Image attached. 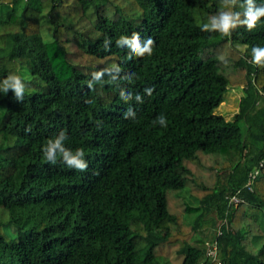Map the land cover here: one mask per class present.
<instances>
[{
    "label": "trees",
    "instance_id": "1",
    "mask_svg": "<svg viewBox=\"0 0 264 264\" xmlns=\"http://www.w3.org/2000/svg\"><path fill=\"white\" fill-rule=\"evenodd\" d=\"M19 1L0 0V264H264V16L240 23L247 0ZM222 12L239 14L227 36ZM229 69L244 80L227 119ZM61 136L83 169L47 158Z\"/></svg>",
    "mask_w": 264,
    "mask_h": 264
},
{
    "label": "clouds",
    "instance_id": "2",
    "mask_svg": "<svg viewBox=\"0 0 264 264\" xmlns=\"http://www.w3.org/2000/svg\"><path fill=\"white\" fill-rule=\"evenodd\" d=\"M247 5H248L247 9L244 13L245 20L240 21V23L246 24L248 29L251 30L257 23L258 19L261 16H264V6H261L259 8H254L252 4V0H247ZM238 15H239L238 13L222 12L218 20L217 19L213 20L212 26L214 28H219L221 34L227 36L229 35V29L235 26V23L238 19ZM151 44L152 41L149 40L144 48H140L138 42H136L135 39L132 41L133 50L138 54H143L145 51L151 54V49L148 47V45ZM253 51L255 53V61L259 62L261 57H264V49L254 48ZM14 87L17 94H19L22 91V86L18 79L15 81ZM61 139H63V136H61V138L57 139L55 142L49 144V147L47 149V158H51L54 160L53 153L55 150L58 149L60 153L63 154L64 158L68 161V164L70 166L74 165L79 169H83L85 165L78 158L79 156H82L84 154L83 149L78 150L77 154L73 156L61 146Z\"/></svg>",
    "mask_w": 264,
    "mask_h": 264
},
{
    "label": "rangeland",
    "instance_id": "3",
    "mask_svg": "<svg viewBox=\"0 0 264 264\" xmlns=\"http://www.w3.org/2000/svg\"><path fill=\"white\" fill-rule=\"evenodd\" d=\"M25 0H20L17 4V11H20L23 3ZM219 17L216 19L218 20ZM40 29H41V35L45 42H49L52 38V27L49 23L48 16L46 11H42L40 14ZM237 49H239L241 52L244 50V45H237ZM26 76L28 75V72H25ZM229 76L231 79V84L229 82L228 88L226 92L223 95V101L220 103V105L215 109L216 114H221L227 119L232 118L233 114L237 112L238 110V104L239 99L243 95L242 87H243V80H244V73L241 70L236 69H229ZM211 173L206 174V177L209 176V179H211ZM184 195L186 194L183 193ZM187 196V195H185ZM188 199V200H187ZM186 200L190 202L191 204L195 205V201L188 196ZM193 215H184L183 219L185 223H190L191 220H193ZM205 232H210L211 226L209 223L204 224L202 228ZM179 258H171L170 262L167 264H178Z\"/></svg>",
    "mask_w": 264,
    "mask_h": 264
},
{
    "label": "built area",
    "instance_id": "4",
    "mask_svg": "<svg viewBox=\"0 0 264 264\" xmlns=\"http://www.w3.org/2000/svg\"><path fill=\"white\" fill-rule=\"evenodd\" d=\"M262 163H263V161L260 162V165H262ZM259 172H260V169L257 168V169H255L253 172H251V173L249 174V176H250V180H249L248 183H247V187H248L249 189L252 190V181H253L254 177L258 175ZM240 201H242V199H240V198L237 197L236 195H231V196L229 197V203H230V204H233V205H234V204L239 203ZM208 253H209L210 255H212L213 258H215V255H216L215 245H209V246H208Z\"/></svg>",
    "mask_w": 264,
    "mask_h": 264
}]
</instances>
